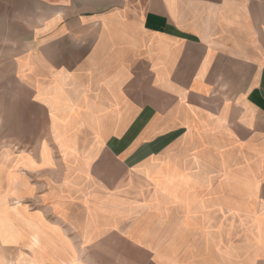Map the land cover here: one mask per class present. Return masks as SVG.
Returning a JSON list of instances; mask_svg holds the SVG:
<instances>
[{
    "label": "crops",
    "instance_id": "crops-1",
    "mask_svg": "<svg viewBox=\"0 0 264 264\" xmlns=\"http://www.w3.org/2000/svg\"><path fill=\"white\" fill-rule=\"evenodd\" d=\"M0 10L20 32L10 65L33 112L17 106L18 127L41 128L17 142L39 144L24 151L38 165L41 144L53 150L52 165L3 172L27 188L22 237L0 251L22 264H264V0Z\"/></svg>",
    "mask_w": 264,
    "mask_h": 264
},
{
    "label": "rangeland",
    "instance_id": "rangeland-1",
    "mask_svg": "<svg viewBox=\"0 0 264 264\" xmlns=\"http://www.w3.org/2000/svg\"><path fill=\"white\" fill-rule=\"evenodd\" d=\"M7 27L9 26L3 20L0 10V250L2 251L6 249V247L2 248L3 245L16 246L18 240L22 237L21 233L17 231L15 220L18 211L12 207V201L8 198L7 194L10 190L11 178L15 171L11 174L9 172L4 174L3 172L7 167L11 166L15 169L21 164L31 169L38 166L52 165L53 163V150L47 143L41 144L39 154L41 162L38 165L36 159L29 152L25 153L24 151H32L39 144L17 142L19 138H32V131H38L41 128L33 126L18 127L17 106L23 107L25 113L32 114L33 112L31 110L27 111L28 96L13 78L10 65V60L17 50V39L20 32L18 30H9ZM28 121L26 120L25 122H28V124L32 122L31 120ZM74 145L67 142L57 144L61 159L67 167L75 166L79 163V158L76 155L77 149ZM11 151L19 152L20 159L17 158V161H13L11 159ZM18 175H20L22 182L25 184L24 188H27V176L25 174L23 175L24 177L22 174ZM22 187L23 185L21 184V200L23 199V193H25ZM20 209L21 207H18V210ZM2 251H0V254L3 257L4 264H22L20 261L26 256L21 250L16 251V253L14 252L12 255L10 254L8 257L7 253ZM77 257L72 256V258L80 261ZM27 260L30 262L31 258Z\"/></svg>",
    "mask_w": 264,
    "mask_h": 264
},
{
    "label": "bare ground",
    "instance_id": "bare-ground-1",
    "mask_svg": "<svg viewBox=\"0 0 264 264\" xmlns=\"http://www.w3.org/2000/svg\"><path fill=\"white\" fill-rule=\"evenodd\" d=\"M21 184H22V180L20 175H18L17 172L14 173L13 177L11 178L10 190L8 191L7 194H8V198L12 201V207H14L15 210L17 209V206L21 205L22 202L21 201L22 195L20 193Z\"/></svg>",
    "mask_w": 264,
    "mask_h": 264
}]
</instances>
